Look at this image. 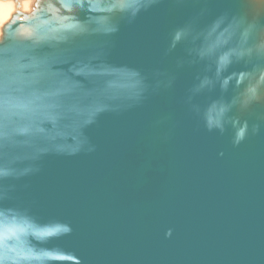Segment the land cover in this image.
Wrapping results in <instances>:
<instances>
[{
    "label": "water",
    "instance_id": "1",
    "mask_svg": "<svg viewBox=\"0 0 264 264\" xmlns=\"http://www.w3.org/2000/svg\"><path fill=\"white\" fill-rule=\"evenodd\" d=\"M11 1L0 264H264V0Z\"/></svg>",
    "mask_w": 264,
    "mask_h": 264
},
{
    "label": "bare ground",
    "instance_id": "2",
    "mask_svg": "<svg viewBox=\"0 0 264 264\" xmlns=\"http://www.w3.org/2000/svg\"><path fill=\"white\" fill-rule=\"evenodd\" d=\"M31 3L32 2L30 0H26V2L20 3L19 8L23 11H29ZM14 8H15V4L11 1L7 3L0 2V22L6 19V17H8V15H10L14 11Z\"/></svg>",
    "mask_w": 264,
    "mask_h": 264
},
{
    "label": "rangeland",
    "instance_id": "3",
    "mask_svg": "<svg viewBox=\"0 0 264 264\" xmlns=\"http://www.w3.org/2000/svg\"><path fill=\"white\" fill-rule=\"evenodd\" d=\"M11 0H8V1H2V0H0V2L1 3H7V2H10ZM11 2H13V1H11ZM24 2H26V0H22L20 3H24ZM14 3V2H13ZM11 15V14H10ZM10 15H8V17H6V19H4V20H2L1 22H0V24L2 23H4L9 17H10ZM1 24V25H2Z\"/></svg>",
    "mask_w": 264,
    "mask_h": 264
}]
</instances>
